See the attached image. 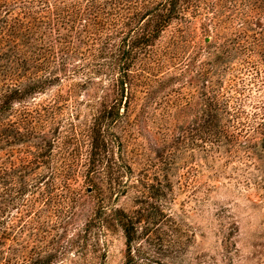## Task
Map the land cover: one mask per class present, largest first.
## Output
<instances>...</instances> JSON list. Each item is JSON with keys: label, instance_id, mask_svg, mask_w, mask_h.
<instances>
[{"label": "trees", "instance_id": "trees-1", "mask_svg": "<svg viewBox=\"0 0 264 264\" xmlns=\"http://www.w3.org/2000/svg\"><path fill=\"white\" fill-rule=\"evenodd\" d=\"M241 2L230 35L213 42L204 32L223 23L221 13L198 16V0H0V264H54L83 201L103 183L111 193L128 188L117 130L152 120L166 86L186 121L153 147L151 167L164 171L138 181L155 224L174 193L170 172L195 171L188 179L208 185L257 160L264 171V0ZM217 192L206 186L203 204ZM108 212H99L103 225L122 228L134 264L138 220ZM223 258L234 262L231 252Z\"/></svg>", "mask_w": 264, "mask_h": 264}, {"label": "rangeland", "instance_id": "rangeland-1", "mask_svg": "<svg viewBox=\"0 0 264 264\" xmlns=\"http://www.w3.org/2000/svg\"><path fill=\"white\" fill-rule=\"evenodd\" d=\"M198 1L199 7L196 9L198 16L212 17L216 11L221 13L220 19L223 21L219 26L216 23L215 29L209 24L211 32L206 31L204 34L211 36L213 42H220L219 35L223 33L230 35L229 29H233L234 21L228 18L233 14L231 10L233 5H242L241 0ZM213 6L216 8L213 9ZM192 13L194 11H190L189 15L192 16ZM177 30V26L169 29L164 34L161 44H167ZM171 91L172 86H166L156 95L154 104L156 116L152 120H143L144 117L139 124L133 121L128 127L123 125L117 130L119 148L115 150V159L119 158L122 181L128 188L122 189V193L117 191L111 193L108 184L103 183L101 184L103 190L100 193H92L83 201V206L70 227L68 238L63 243V254L54 261V264L127 263L124 232L119 226L111 230L106 229L103 225L104 214H99L102 208L108 210V213L113 208L123 210L130 218L136 216L137 238L132 251L134 264H229V259L223 258L226 252L232 253L234 262L231 264H264V171L258 170L261 168L258 160L254 162L251 171L236 173L228 171L221 178L213 179L208 185L188 179L187 173L195 171L180 168L179 171L170 172L174 193L172 195L169 192L167 198L163 200L164 217L155 224V217L157 216V220L160 219L158 212L151 210L150 214L146 211L149 207L143 203V199L148 195L143 197L142 192L145 188L143 189L138 181L142 177L152 176L155 171H164L166 166L164 163L157 167V170L151 167V158H155L154 148L162 146L159 144L160 139L169 136L170 131H173L178 123L186 121L184 115H179L178 118L175 114L178 111L177 107L183 103L176 104L178 94H172ZM182 93L180 99H184V95L186 98L190 95L188 90ZM197 104H192L190 109L194 110ZM139 113L138 108L132 119L137 120ZM169 114H175V117L173 115L169 117ZM196 164L198 163L191 166L195 167ZM235 165L242 167L238 163ZM239 177L240 180L235 179ZM255 177L261 184L255 182ZM218 180L220 184L217 183ZM206 186L214 187L219 193L217 192L215 198L212 197V201L204 205L203 191ZM226 186L231 188L234 194L227 193V190L222 188ZM240 190H246L254 196L260 190L262 198L248 199L246 195L247 198L238 194ZM224 208L229 211L226 213V209L225 214H222ZM139 213L144 216L141 217ZM222 218L225 220L221 225ZM88 225L89 231L85 233ZM229 233H235V236L227 241Z\"/></svg>", "mask_w": 264, "mask_h": 264}]
</instances>
